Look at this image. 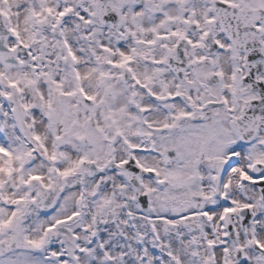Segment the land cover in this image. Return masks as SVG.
<instances>
[{
	"label": "snow or ice",
	"instance_id": "6c2138e0",
	"mask_svg": "<svg viewBox=\"0 0 264 264\" xmlns=\"http://www.w3.org/2000/svg\"><path fill=\"white\" fill-rule=\"evenodd\" d=\"M0 264H264V0H0Z\"/></svg>",
	"mask_w": 264,
	"mask_h": 264
}]
</instances>
